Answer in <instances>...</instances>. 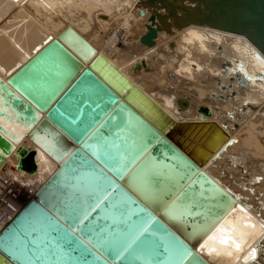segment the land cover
Instances as JSON below:
<instances>
[{"label":"water","instance_id":"obj_1","mask_svg":"<svg viewBox=\"0 0 264 264\" xmlns=\"http://www.w3.org/2000/svg\"><path fill=\"white\" fill-rule=\"evenodd\" d=\"M202 1L195 21L245 34L264 53V0ZM149 20L141 41L153 45L162 25L154 11ZM0 97L32 119L28 137L58 161L0 223V264H213L195 243L237 197L176 138L199 121H177L70 25L0 77ZM2 131L0 164L15 144Z\"/></svg>","mask_w":264,"mask_h":264},{"label":"bare ground","instance_id":"obj_2","mask_svg":"<svg viewBox=\"0 0 264 264\" xmlns=\"http://www.w3.org/2000/svg\"><path fill=\"white\" fill-rule=\"evenodd\" d=\"M164 3L176 12H167ZM206 7L202 0H0V77L70 25L177 121H216L188 124L176 133L183 146L205 157L200 166L237 197L195 248L213 264H264V53L245 34L195 21ZM153 11L162 29L148 45L141 35ZM4 98L0 109L11 116L0 115L2 132L15 144L0 164L1 224L58 166L28 137L32 119L21 120ZM202 105L212 113L204 116ZM145 107L161 118L152 104ZM21 146L26 149L19 151ZM25 150L33 152L32 171Z\"/></svg>","mask_w":264,"mask_h":264},{"label":"rangeland","instance_id":"obj_3","mask_svg":"<svg viewBox=\"0 0 264 264\" xmlns=\"http://www.w3.org/2000/svg\"><path fill=\"white\" fill-rule=\"evenodd\" d=\"M77 22H80L81 23V19H79ZM104 32H107V29H105V31H103L102 32V34L104 33ZM114 36V31H112V32H110V33H108L107 35H106V38H105V42L106 43H108V41H111V39H112V37ZM104 46H106V44H104ZM139 56V55H138ZM155 57V59L157 58V56H154ZM137 62H139V64H144V63H146L147 61H145L144 59H142V58H137V60H136ZM156 62H157V60H156ZM147 70V69H146ZM139 78V77H138ZM139 81H141L142 82V80H140V78H139ZM152 93H157V91L155 90V91H152ZM156 96L158 97V95L156 94ZM186 98V97H185ZM178 112H182L181 110L180 111H178ZM42 169H45V170H47L46 169V166H43L42 167ZM246 170V169H245ZM243 171L244 172V175H245V173H246V171ZM43 174V173H42ZM18 175V174H17ZM238 176H240V175H238ZM44 176H42V178H43ZM26 184H28V183H26ZM34 191H35V189H32L30 192H28V193H26L25 194V199H27L28 197H30V195H32L33 193H34ZM242 198L244 199V197L242 196ZM256 203H261L260 201H255ZM257 212H260V211H257Z\"/></svg>","mask_w":264,"mask_h":264},{"label":"built area","instance_id":"obj_4","mask_svg":"<svg viewBox=\"0 0 264 264\" xmlns=\"http://www.w3.org/2000/svg\"><path fill=\"white\" fill-rule=\"evenodd\" d=\"M1 203H3V204H5V203H7V205L9 204L10 205V203L7 201V200H5L4 198H2L1 199ZM15 208H14V206L12 207V210H14ZM1 216H2V214H0V218H1Z\"/></svg>","mask_w":264,"mask_h":264}]
</instances>
